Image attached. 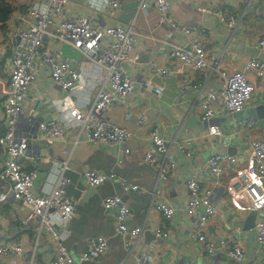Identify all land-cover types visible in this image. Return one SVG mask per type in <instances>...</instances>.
Returning a JSON list of instances; mask_svg holds the SVG:
<instances>
[{
  "label": "crops",
  "instance_id": "obj_1",
  "mask_svg": "<svg viewBox=\"0 0 264 264\" xmlns=\"http://www.w3.org/2000/svg\"><path fill=\"white\" fill-rule=\"evenodd\" d=\"M10 2L13 11L3 28L11 24L10 19L22 15L25 5L31 4L32 0ZM168 2L169 16L175 22L203 29L194 37L200 38L205 49L214 54L216 69H239L252 57L264 61V45L260 44V40H264V0ZM204 6L231 9L238 26L232 30L221 24L216 16L199 9ZM78 15L87 16L94 25L132 27L138 33V39L135 45L137 59L127 67L134 80L133 92L117 97L104 112L111 121L130 132L123 148L89 143L79 128L68 130V120L61 117L67 130L63 137L47 144L39 131V137L29 144L26 157L20 159L24 165L36 167L43 174L36 188L46 186L45 177L50 173L52 160L69 161L71 169L67 174L71 183L64 191L76 203V215L68 224V233L62 235V242L69 253L79 256L89 237L103 235L108 239L106 252L96 261L81 264H133L135 256L142 257L148 264H264V244L257 242L254 228L259 213L238 211L230 203L238 189V183L234 182L238 164L226 163L220 174L211 173L206 164L208 157L216 154L233 156L240 164L250 154V142L264 139V74L259 75L254 70L248 73L254 92L241 112L228 114L220 104H216L213 117L202 121L199 101L207 91L216 88L219 76L213 72L203 90L191 85L193 81L204 82L203 77L169 54L171 48L185 45L187 39L183 33L160 20L150 0H122L115 9L107 6L94 8L87 0H68L62 16ZM107 39L105 37L103 41ZM45 41L59 59L69 60L76 68L89 65L87 56L71 45L48 38ZM10 55V41L1 32L0 82H7ZM151 65L171 72L170 76L152 72ZM65 92L41 65L27 88L18 128H28L27 119L31 117L34 125L29 124L32 126L30 132L37 133L36 123L46 121L45 115L51 119L60 116L61 98ZM3 98L0 95V134L4 131ZM78 102H83V98ZM81 104L84 109L86 104ZM48 105H52V110ZM35 106H38V111H35ZM247 121L252 123L248 125ZM209 124L218 125L220 134H210ZM154 126L160 127L176 161L165 178L157 177L159 165L143 160L151 147L149 134ZM124 148L129 151L124 152ZM4 159L0 147V168ZM87 168L114 171L117 178L89 188L82 175ZM191 176L196 177L201 187L211 189L216 205V215L203 228L204 240L192 235L201 207L192 215L185 211L188 200L186 180ZM124 180L138 184L140 190L124 191L121 184ZM114 194L122 196L130 205L132 217L129 225L143 229L130 248L124 246L122 237L115 231L116 208L103 205V199ZM160 201L174 209L170 218L157 211L156 204ZM28 210L29 207L11 197L0 201V243L18 242L23 248L19 257H0V264H49L51 254L46 235L39 237L35 246L33 225L23 227L13 220L14 215L24 217ZM253 214L254 219L251 217ZM246 223L250 226L245 229ZM157 228L166 231L167 236L155 235ZM236 241L245 251V256L239 261L227 253Z\"/></svg>",
  "mask_w": 264,
  "mask_h": 264
},
{
  "label": "built area",
  "instance_id": "obj_2",
  "mask_svg": "<svg viewBox=\"0 0 264 264\" xmlns=\"http://www.w3.org/2000/svg\"><path fill=\"white\" fill-rule=\"evenodd\" d=\"M87 1L94 8L107 6L115 9L120 6L122 0ZM150 1L160 20L183 33L187 39L185 45L171 48L169 54L203 77L204 82L193 81L191 85L203 90L213 72L219 76L216 88L207 91L199 101L200 119H211L216 104H220L228 114L241 112L254 92V85L248 73L254 70L259 75L264 74V61L252 57L239 69H216L214 54L205 49L200 38L194 37L203 29L175 22L169 16L168 0ZM67 3L68 0H32L31 4L25 5L22 15L10 19L11 24L3 28L4 35L10 41L11 55L7 66V82H0V95L4 97V131L0 134V147L5 155L0 168V201L11 197L29 207L24 217L14 215L13 220L23 227L33 225L35 246L39 237L46 235L51 254L49 264L96 261L106 252L108 239L103 235L91 236L77 259L72 257L62 242V235L68 233V224L76 215V203L64 191L71 183L67 174L71 169L69 161L52 160L50 173L45 177L46 186L36 188L37 181L43 174L36 167L24 165L20 159L26 157L29 144L31 140L39 137V131L47 144L63 137L67 130L62 125L61 117L68 120V130L79 128L89 143L123 148L130 132L111 121L104 112L113 105L117 97L133 92L134 80L127 67L137 59L135 45L138 33L133 31L132 27L94 25L83 15L62 16ZM199 9L216 16L221 24L231 27L232 30L238 26L235 14L229 8L204 6ZM105 37L108 38L107 41H103ZM46 38L58 43H67L78 49L87 56L89 65L76 68L69 60L59 59L46 44ZM260 44L264 45L263 39ZM41 65L48 70L51 80L66 92L61 98L60 116L37 122V133H31L30 125H34L31 117L27 119L28 128L20 130L18 122L22 115V102L27 88ZM151 68L152 72L164 77L171 74L156 65H151ZM73 95H76L75 98ZM82 98L83 102H78ZM81 103L86 104L84 109ZM247 122L248 125L252 123ZM207 129L210 134H220L218 125L209 124ZM149 138L151 147L144 154L143 160L152 165H159L157 177L165 178L176 165L170 152V143L164 139L159 126L151 128ZM250 146V154L240 164L235 157L228 154L209 156L206 164L213 174H220L226 163L238 164L234 171V182L238 183V189L230 198V203L238 211L259 213L254 228L257 242L264 244V139H254ZM123 150L126 153L129 151L127 148ZM82 175L89 188L117 178L114 171H98L92 168L85 169ZM121 184L124 191L140 190L136 183L124 180ZM186 187L188 200L185 211L192 215L200 207L202 209L196 216L192 235L204 240L203 228L217 213L211 189L201 187L194 176L186 180ZM103 205L116 208L115 231L122 237L124 246L130 248L143 232L141 227L128 223L132 217L130 205L118 194L106 196ZM156 209L165 218H170L174 213V209L162 201L156 204ZM155 235L166 237L167 232L157 228ZM22 251L23 248L18 242L8 245L0 243V257H19ZM227 253L237 261L245 256L244 248L238 241L233 242ZM133 264L148 263L142 257L135 256Z\"/></svg>",
  "mask_w": 264,
  "mask_h": 264
},
{
  "label": "trees",
  "instance_id": "obj_3",
  "mask_svg": "<svg viewBox=\"0 0 264 264\" xmlns=\"http://www.w3.org/2000/svg\"><path fill=\"white\" fill-rule=\"evenodd\" d=\"M13 11L10 0H0V27L3 28Z\"/></svg>",
  "mask_w": 264,
  "mask_h": 264
},
{
  "label": "water",
  "instance_id": "obj_4",
  "mask_svg": "<svg viewBox=\"0 0 264 264\" xmlns=\"http://www.w3.org/2000/svg\"><path fill=\"white\" fill-rule=\"evenodd\" d=\"M48 106H49L48 108H49L50 110H52V108H53L52 105H48ZM38 109H39L38 106H37V107L35 106V111H36V110L38 111ZM57 117H58V116H56V117H54V118H57ZM44 118L46 119V121L51 120V117H46V115H45ZM52 119H53V118H52ZM251 217H253V219H254V218H255V214H253ZM249 226H250L249 223H246V226H245L244 228L246 229V228H248Z\"/></svg>",
  "mask_w": 264,
  "mask_h": 264
},
{
  "label": "rangeland",
  "instance_id": "obj_5",
  "mask_svg": "<svg viewBox=\"0 0 264 264\" xmlns=\"http://www.w3.org/2000/svg\"><path fill=\"white\" fill-rule=\"evenodd\" d=\"M0 31L2 32V35H4V31H2L1 30V28H0ZM1 32H0V34H1ZM72 254V256L74 257V258H77L78 257V254L76 255V254H73V253H71Z\"/></svg>",
  "mask_w": 264,
  "mask_h": 264
}]
</instances>
